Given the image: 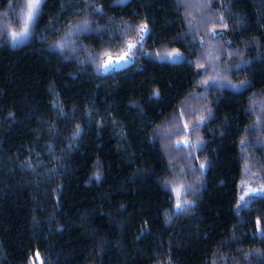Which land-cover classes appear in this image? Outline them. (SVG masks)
<instances>
[{
	"label": "trees",
	"instance_id": "16d2710c",
	"mask_svg": "<svg viewBox=\"0 0 264 264\" xmlns=\"http://www.w3.org/2000/svg\"><path fill=\"white\" fill-rule=\"evenodd\" d=\"M26 5L0 0V264H264V194L238 208L244 171L264 189V0H42L13 46Z\"/></svg>",
	"mask_w": 264,
	"mask_h": 264
},
{
	"label": "rangeland",
	"instance_id": "374dc122",
	"mask_svg": "<svg viewBox=\"0 0 264 264\" xmlns=\"http://www.w3.org/2000/svg\"><path fill=\"white\" fill-rule=\"evenodd\" d=\"M26 12H27V10H26ZM26 12L23 15L24 25L27 22L26 21ZM37 14H38V12L35 14V18L31 22H29V27H28L26 35H19L20 33L24 32V30H25L24 26H23V29L21 31L11 34V42H12L13 46L20 45V44L28 41V39L30 38V35L32 33L33 24H34V21L36 19ZM14 34H16L15 38H14ZM140 34H141V32H140ZM143 37H144L143 35H140V38L138 41H133V42L129 43L127 48L125 49V51L118 54L117 56L99 55V56L92 58L91 61L88 60L89 62L87 61V63H89L90 65H91V63H93L94 66L92 65V67L94 68V70L97 73L102 72V71H106L107 69H109V68L105 69L103 67V65L105 63L111 64V63L116 62L117 60H119V64L115 68H121L132 60L134 49L136 47L142 45ZM133 45H134V47L130 48V46H133ZM125 53H129V54L125 57ZM169 53H177V52L163 53L159 56V60L167 61V62H171V63H177V62L181 61L182 56L179 53H178L179 54L178 56H172V57H169V55H168ZM121 57H124V58L121 59ZM98 176H99V174L97 173L96 174L97 179L99 178ZM242 177H243V180L240 184V190H239V195H238V208L246 205L252 198L264 194V189L260 185H258V183L254 179H252L250 177L249 171H247V170L244 171ZM178 198H179V196H177V199ZM32 264H41V261H40V258L38 255L35 256V258L32 261Z\"/></svg>",
	"mask_w": 264,
	"mask_h": 264
},
{
	"label": "snow or ice",
	"instance_id": "6c2138e0",
	"mask_svg": "<svg viewBox=\"0 0 264 264\" xmlns=\"http://www.w3.org/2000/svg\"><path fill=\"white\" fill-rule=\"evenodd\" d=\"M42 0H27V12H26V23L24 25V32L20 33L19 35H26L27 34V30H28V27H29V22H31L34 18H35V14L38 12L39 10V7H40V4H41ZM141 31L142 32H146L147 29H146V26L145 27H142L141 28ZM16 34H14V38H15ZM131 47H134L133 46H130ZM129 53H125V57L128 55ZM169 57H172V56H178L179 54L178 53H169L168 54ZM124 57H121V59H123ZM119 64V60H117L116 62L114 63H105L103 65V67L105 69L109 68V67H113L115 68L116 66H118ZM177 195H179V189H177ZM181 205L180 204H177V208H180Z\"/></svg>",
	"mask_w": 264,
	"mask_h": 264
}]
</instances>
